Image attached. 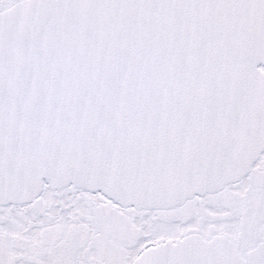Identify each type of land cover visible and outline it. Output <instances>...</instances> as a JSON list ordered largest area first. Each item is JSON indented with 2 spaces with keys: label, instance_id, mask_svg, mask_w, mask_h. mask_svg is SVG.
I'll return each mask as SVG.
<instances>
[{
  "label": "snow or ice",
  "instance_id": "obj_1",
  "mask_svg": "<svg viewBox=\"0 0 264 264\" xmlns=\"http://www.w3.org/2000/svg\"><path fill=\"white\" fill-rule=\"evenodd\" d=\"M0 264H264V0H0Z\"/></svg>",
  "mask_w": 264,
  "mask_h": 264
}]
</instances>
